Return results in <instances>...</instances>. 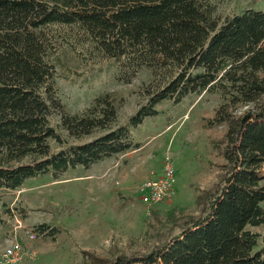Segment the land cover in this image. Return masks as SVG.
Listing matches in <instances>:
<instances>
[{
	"label": "trees",
	"instance_id": "16d2710c",
	"mask_svg": "<svg viewBox=\"0 0 264 264\" xmlns=\"http://www.w3.org/2000/svg\"><path fill=\"white\" fill-rule=\"evenodd\" d=\"M96 62L124 84L151 75L123 125L108 94L74 114L58 98L56 79ZM202 93L221 101L205 120V129H221L210 137L224 162L215 195L197 196L201 215L184 219L174 237L158 231L152 238L164 242L110 264H264V236L259 245L251 230L264 226V10L220 21L211 0H0V191L138 150L132 131L159 115L156 106ZM240 106L252 109L235 115ZM51 116L67 139L96 137L68 145ZM33 232L51 240L59 229L37 224Z\"/></svg>",
	"mask_w": 264,
	"mask_h": 264
},
{
	"label": "rangeland",
	"instance_id": "374dc122",
	"mask_svg": "<svg viewBox=\"0 0 264 264\" xmlns=\"http://www.w3.org/2000/svg\"><path fill=\"white\" fill-rule=\"evenodd\" d=\"M211 2L216 6V18L220 21L248 9L264 10V0ZM96 63L80 67L76 75L67 80L56 79L54 86L58 98L64 111L74 114L89 108L95 98L108 94L118 109V124L123 125L142 103L138 91L150 83L151 75L142 71L130 84H124L116 81L113 67ZM220 103L218 95L209 93L187 96L177 105L165 101L156 106L158 116L146 118L132 131L133 140L143 146L142 151L132 155L135 164L143 159V169L160 173L164 157H171L176 175L175 193L171 199L144 207L140 201L141 193L136 188L131 195L133 206L126 210L125 201L114 191L102 196L105 209L98 211L92 193H88L89 186L80 178L90 173L96 175L102 169V175H110L122 166L116 158L106 160L102 169L87 171L77 167L69 169L57 180L50 175L31 179L17 191H0V253L8 241L15 238L27 254L19 264H94L92 259H102V264H110L114 255L143 254L153 245L177 235L184 219L201 215L203 208L197 205V196L205 190L213 194L222 178L224 162L210 146V137H219L221 129H205V120L212 118ZM250 109L252 106H240L234 113L240 115ZM58 119L51 116L50 124L68 145L87 143L96 137L81 141L67 139L66 133L57 127ZM58 150L52 144V151ZM260 176L264 178V166ZM66 178L75 180L64 182ZM114 204L117 205L115 208ZM37 224L53 226L59 233L51 240L36 234L31 240L27 233L33 232ZM251 230L260 234L261 245L264 226ZM158 231L164 237L160 243L152 238Z\"/></svg>",
	"mask_w": 264,
	"mask_h": 264
},
{
	"label": "crops",
	"instance_id": "0c3cea01",
	"mask_svg": "<svg viewBox=\"0 0 264 264\" xmlns=\"http://www.w3.org/2000/svg\"><path fill=\"white\" fill-rule=\"evenodd\" d=\"M143 150V146L141 145V148H139L138 150H135L133 152H130L128 154H124L121 156L116 157L117 161H121L122 162V166L118 169L115 168L110 175H102L101 171L103 170L101 167L104 168L105 166V161L99 163V164H95L90 166L87 171H91V169L96 168L99 169L101 168L102 170L97 172L98 174L93 175L92 173L86 175L84 178H80L83 179L88 185L89 187L88 189V193H92V197L93 199H95L93 201V204H95V208L98 209V211H100L102 208L105 209V205L103 202V195L110 193V192H114L117 191V193H119V195L121 196V200L125 201V208L126 210L132 208L133 206V202L131 200V195L133 193V191L139 190L138 187H140L143 183H145L148 180H151L153 178L158 177L160 173H156L155 171H146L148 170L146 167L143 169V165H144V161L143 159L140 160L139 164H135L133 161V154L137 153L139 151ZM115 159V158H112ZM112 159L108 160L111 161ZM110 163V162H108ZM108 165V164H107ZM126 168H122L125 167ZM139 165V166H138ZM144 171H146V174L144 175ZM70 180H75L74 179H63L64 182L70 181ZM116 202V200H114ZM117 203V202H116ZM117 205L114 204V208Z\"/></svg>",
	"mask_w": 264,
	"mask_h": 264
},
{
	"label": "built area",
	"instance_id": "2783aa9c",
	"mask_svg": "<svg viewBox=\"0 0 264 264\" xmlns=\"http://www.w3.org/2000/svg\"><path fill=\"white\" fill-rule=\"evenodd\" d=\"M176 187V175L171 157L165 156L162 162L161 174L146 181L139 187L141 193L140 201L144 207L156 206L174 196ZM29 239H35L34 232H28ZM27 254L21 242L12 238L7 247L0 253V264H19Z\"/></svg>",
	"mask_w": 264,
	"mask_h": 264
}]
</instances>
